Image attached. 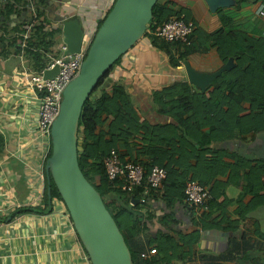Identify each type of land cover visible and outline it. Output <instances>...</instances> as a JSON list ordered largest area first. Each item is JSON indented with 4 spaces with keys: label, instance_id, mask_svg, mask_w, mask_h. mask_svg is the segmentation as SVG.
<instances>
[{
    "label": "crops",
    "instance_id": "crops-1",
    "mask_svg": "<svg viewBox=\"0 0 264 264\" xmlns=\"http://www.w3.org/2000/svg\"><path fill=\"white\" fill-rule=\"evenodd\" d=\"M239 1L216 0L212 5L207 0H163V3H167V7L175 15L181 13V10L185 11L181 16L192 26L191 39L196 43L198 34L204 38V34H213L220 30L243 32L254 39L264 38V17L258 14L260 8H264V2ZM101 2L103 0H47V5L42 8L46 11L48 25L60 29V33L55 34L58 48L64 43L60 20L70 18L80 4L94 3L95 11V7L102 5ZM6 3L7 0H0V13ZM27 14L24 12L19 18L13 14L7 24L14 26ZM79 19V16H74L69 20L79 22ZM2 35L6 39H12L15 32L8 30L4 33L0 29V36ZM186 47L145 37L124 55L107 80H122L135 106L151 123L173 122L171 118L156 112L152 94L179 81L188 82L197 93L203 92L215 84L218 76L202 90L189 82L187 66L196 72L209 75L221 72L226 67L212 40L197 44V51L190 53L180 65L173 67L170 57L177 60ZM1 51L0 47V212H6L3 214L6 215L15 210L11 209L13 202L24 206L43 197L47 163L41 157L43 145L36 140L38 101L25 89L21 91L16 80H13L25 69L33 71L32 60L24 54L21 55L17 49L10 48L7 55H2ZM59 54L60 50L56 52L57 56ZM51 55H46L48 61L54 58ZM203 130L208 133L210 128L204 127ZM200 152L201 157H192L190 165L194 170L200 171H197L199 175H204L202 178L207 180V176L213 177L205 185L208 190L219 184L221 206L214 205L207 216L198 217L189 214L185 201L182 204L176 202L170 208L164 200L152 198L148 204L137 209L143 217L144 227L147 228L135 241L140 245L142 256H150L151 249L147 245V238L166 229L160 219L172 212L176 221L172 224L174 230L187 228L188 231L198 230L200 234L199 241L193 245L184 262L173 261V264H264V239L258 235V231L264 233V167L259 172L252 173L258 166L257 163L264 161V130L214 141L207 146L205 153L202 150ZM146 159L145 157L143 160L144 164ZM199 160L204 165L202 169L197 167ZM41 175H44V180ZM21 178L29 190L23 201L19 199L15 185ZM256 195L263 199L258 205L254 204ZM53 204L51 214L23 215L15 219V226L18 228L10 231L8 238L0 237V264H18V260L21 264H91L76 236L66 207L58 199H54ZM250 204L253 205L252 208ZM240 208L249 210L244 219L237 214ZM192 216L197 223L195 226L191 223ZM39 231H42L39 235L40 241L35 237ZM32 238L38 241L36 245ZM13 244L19 245L20 249L26 245L28 250L15 252L11 250L15 249ZM67 249L72 251L71 256H68Z\"/></svg>",
    "mask_w": 264,
    "mask_h": 264
},
{
    "label": "trees",
    "instance_id": "trees-1",
    "mask_svg": "<svg viewBox=\"0 0 264 264\" xmlns=\"http://www.w3.org/2000/svg\"><path fill=\"white\" fill-rule=\"evenodd\" d=\"M243 1L245 0L239 2ZM25 3L26 0H7L6 5L1 8L2 27L0 29L4 33L8 30L15 32V37L12 39H6L4 35L0 36L2 55L9 54L10 48L17 49L20 53L22 51V33L29 24L31 15L28 13L14 26H10L7 22L13 14L19 18L26 12L23 8ZM36 4L38 5V23L26 40L23 53L31 58L33 71H41L50 62L46 55L52 54L51 56L57 57L56 52H59L62 44L58 48V41H55V34L60 33V29L51 28L48 25L49 21L45 18L46 11L42 6L47 5V0H38ZM113 5L108 9L107 14ZM184 12L181 10V13L175 15L174 11L167 7V3L158 0L153 7L152 20L141 39L149 37L153 41L157 40L154 33L161 25L172 16L179 17ZM97 14L99 12L88 11L80 20L91 23ZM103 21L104 19L99 21L98 30ZM203 37L201 38L198 34V43L191 39V45L186 47L177 60L170 57L171 65L173 67L180 65L190 53L198 50L197 44L212 40L217 46L221 60L225 65L230 63V66L219 74L215 84L210 85L203 92L193 91L186 81L173 83L154 92L152 95L156 112L171 118L173 122L151 123L135 106L122 80L105 83L111 71L121 62L125 54L113 64L83 106L78 128L79 165L86 178L102 196L107 209L123 233L131 251L133 264L184 262L190 255L193 245L199 241L200 234L198 230L188 231L187 228L180 231L174 230L172 224L176 221L173 213H167L160 219L166 229L148 236L147 245L151 249V254L149 257H143L140 245L135 242L142 232L147 230L142 222L143 217L137 210L143 207V204H133L134 199L142 198L143 187L128 192L122 189L124 183L122 180L111 181L108 178L104 161L111 152L115 151L123 162L141 164L147 172L155 165L165 168L167 177L164 181L163 195L161 198L154 195L153 198L164 200L168 207L172 208L176 202L182 204L185 201L184 190L189 180H195L205 187L207 180L213 178L210 176H207V180L205 177L202 178L204 175H199L200 171L197 170V173L190 165L189 161L192 157L196 155L201 157L200 151L205 153L207 146L214 141L225 140L236 134L243 135L250 131L264 130V38L254 39L243 32L224 30L204 34ZM204 127H209L210 131L203 132ZM1 138L0 136V141ZM51 152L52 146L48 158ZM145 157L147 159L144 164ZM200 160L197 167L202 169L204 165ZM47 161L48 159L46 163ZM257 164L252 173L259 172L262 166L264 167V161H259ZM190 173L192 175H189ZM94 180L97 182L94 183ZM45 182V193L39 204L17 208L7 216L0 217V222H5L12 214L9 222L13 221L15 216L51 214L54 209L53 200L58 199L62 203L63 200L53 181L52 171L46 174ZM15 185L19 192V199L23 201L29 193L24 179L18 180ZM49 189L51 198L48 195ZM220 189L219 184L209 189L211 194L209 211L214 205L221 206ZM262 200L260 195H256L254 204L258 205ZM252 207L253 205L250 204V208ZM209 211L202 217L207 216ZM248 211L240 208L237 214L244 219ZM193 217L191 223L195 226L197 223ZM69 219L72 222L70 216ZM233 223L237 222L233 221ZM258 235L264 239V233L258 231ZM76 236L82 245L77 233ZM85 253L87 254L86 251Z\"/></svg>",
    "mask_w": 264,
    "mask_h": 264
},
{
    "label": "water",
    "instance_id": "water-1",
    "mask_svg": "<svg viewBox=\"0 0 264 264\" xmlns=\"http://www.w3.org/2000/svg\"><path fill=\"white\" fill-rule=\"evenodd\" d=\"M157 1L115 0L88 49L79 73L64 89L58 116L51 127L52 152L45 167L46 174L53 172L55 186L91 264H133V261L124 235L102 196L80 168L78 128L81 113L86 100L113 64L141 40L152 20ZM207 1L210 5L216 2ZM60 21L67 53L79 52L83 40L82 24L75 20ZM229 66L230 63L225 69ZM58 71L59 66L55 65L44 71V78H52ZM221 72L209 75L186 68L189 82L202 90ZM48 195L51 198L50 189ZM133 202L139 201L134 199Z\"/></svg>",
    "mask_w": 264,
    "mask_h": 264
},
{
    "label": "built area",
    "instance_id": "built-area-1",
    "mask_svg": "<svg viewBox=\"0 0 264 264\" xmlns=\"http://www.w3.org/2000/svg\"><path fill=\"white\" fill-rule=\"evenodd\" d=\"M38 0H26V12L31 15L29 24L22 33L23 42L21 43V55L26 48V40L30 37L33 27L38 23L36 4ZM115 3V0H104L102 7H95V11L99 14L95 15L91 23L81 22L83 29V40L80 51L74 54L67 53V46L62 43L60 54L54 57L47 66L41 71H22L18 73L16 78L17 87L25 89L38 101V118L36 129V140L42 143L41 157L46 161L50 154L52 139L51 127L58 116L62 94L70 81L77 76L80 71L82 62L84 61L88 49L98 31V23L105 19L108 9ZM94 3L80 4L76 13H73L70 18L86 14L88 10L93 11ZM260 17H264V8H260L258 12ZM193 28L188 24L184 16H172L167 22L163 23L161 27L154 33V35L168 43H179L182 46L191 45V36ZM55 65L59 66L58 73L52 78H44V71L52 69ZM15 85V86H16ZM105 170L108 178L111 181L117 179L124 183L122 189L132 192L135 188L143 187V195L138 199L142 204H148L154 195L161 198L164 190V181L167 177V170L161 166H153L149 172L141 164H136L130 161H121L115 151H112L105 161ZM44 180V175H41ZM185 203L189 208V214L194 213L200 217L209 211V201L211 194L207 188L202 186L195 180H189L185 187ZM38 198L35 203L30 205H37L41 202ZM158 198V200H160ZM137 200V199H136ZM29 203H27L28 205ZM134 204V202H133ZM23 205L19 202H13L11 209H17ZM11 213V212H10ZM147 257V256H144Z\"/></svg>",
    "mask_w": 264,
    "mask_h": 264
},
{
    "label": "rangeland",
    "instance_id": "rangeland-1",
    "mask_svg": "<svg viewBox=\"0 0 264 264\" xmlns=\"http://www.w3.org/2000/svg\"><path fill=\"white\" fill-rule=\"evenodd\" d=\"M79 22L81 23L82 21L79 19ZM24 71V70H23ZM25 71H28L27 69H25ZM107 79H108V77H107ZM105 80V83H108V80ZM121 147V146H120ZM121 148H123V146L121 147ZM97 181L96 180H94V183H96ZM59 201V200H58ZM60 203H62L61 201H59ZM6 212H0V217H3V216H7L8 214H10V213H7L6 215H3V214H5ZM18 217H20V216H15L14 217V220L13 221H11V222H0V237H6V238H8L9 237V235H10V231H13L14 229H16V228H18V227H16L15 226V224H16V222H17V220H15V219H17ZM42 231H39V232H37V234H36V236L35 237H37V239H38V241H40L39 240V235H40V233H41ZM14 235H16V234H14ZM45 236H47V234L45 235ZM4 237V238H5ZM42 237H44V235L42 236ZM45 238V237H44ZM32 239H34V244L36 245L37 244V240H35L36 238H32ZM4 241V240H3ZM45 242H47L46 240H45ZM48 243V242H47ZM41 244V243H40ZM39 244V245H40ZM1 245V244H0ZM38 245V246H39ZM129 246L131 247L132 245H131V242L129 243ZM9 247V246H8ZM13 248H15V249H11V250H13V251H15V252H25L26 250H28V247L26 246V245H24L23 247H21L22 249H20V246L19 245H14L13 244ZM1 251H4L3 249L1 250ZM67 254H68V256H71L72 255V251H70V250H68L67 249ZM17 263L18 264H21V261L20 260H18L17 261Z\"/></svg>",
    "mask_w": 264,
    "mask_h": 264
}]
</instances>
